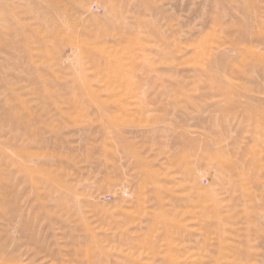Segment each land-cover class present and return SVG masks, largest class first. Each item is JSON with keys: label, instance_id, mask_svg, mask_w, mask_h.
<instances>
[{"label": "rangeland", "instance_id": "1", "mask_svg": "<svg viewBox=\"0 0 264 264\" xmlns=\"http://www.w3.org/2000/svg\"><path fill=\"white\" fill-rule=\"evenodd\" d=\"M264 264V0H0V264Z\"/></svg>", "mask_w": 264, "mask_h": 264}, {"label": "bare ground", "instance_id": "2", "mask_svg": "<svg viewBox=\"0 0 264 264\" xmlns=\"http://www.w3.org/2000/svg\"><path fill=\"white\" fill-rule=\"evenodd\" d=\"M219 262V261H218ZM220 263V262H219ZM221 264V263H220Z\"/></svg>", "mask_w": 264, "mask_h": 264}]
</instances>
